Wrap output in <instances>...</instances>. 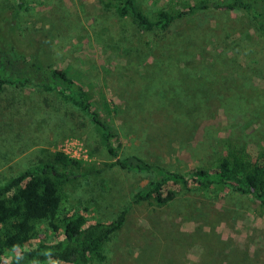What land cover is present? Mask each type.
Wrapping results in <instances>:
<instances>
[{
  "label": "rangeland",
  "instance_id": "obj_1",
  "mask_svg": "<svg viewBox=\"0 0 264 264\" xmlns=\"http://www.w3.org/2000/svg\"><path fill=\"white\" fill-rule=\"evenodd\" d=\"M135 1L150 15L195 0ZM9 2L0 0V12ZM16 26V46L28 60L64 70L85 87L120 140L119 159L137 156L186 173L213 167L227 144L264 151V34L247 15L210 11L177 21L170 35L185 40L180 49L138 34L95 0H28ZM160 110L165 119L155 118ZM69 142L81 164L58 168L69 180L57 225L77 215L88 224L112 221L154 179L108 167L116 159L94 127L55 94L31 85L0 91V185L38 160L52 161ZM36 230L27 246L3 255V264L62 238L47 222ZM93 264H264V214L228 189L182 191L165 207H131L105 261Z\"/></svg>",
  "mask_w": 264,
  "mask_h": 264
},
{
  "label": "trees",
  "instance_id": "obj_2",
  "mask_svg": "<svg viewBox=\"0 0 264 264\" xmlns=\"http://www.w3.org/2000/svg\"><path fill=\"white\" fill-rule=\"evenodd\" d=\"M95 1L99 10L110 12L115 20L135 28L138 34H156L160 36L159 45L167 42L179 49V43L184 48L185 40L170 35L172 26L199 12L245 14L264 34V0H195L184 9L163 8L150 15L143 12L135 0ZM27 4L28 0H12L0 12V91L8 86L23 88L31 85L55 94L61 102L83 113L94 127L108 154L116 159L108 167L151 173L154 179L136 192L112 221L88 224L83 216L77 215L57 225L61 188L69 180V176L59 172L58 168L79 167L81 162L60 152L53 154L50 162L38 160L30 169L0 185V264H3L5 253L27 246L36 234V226L42 222H47L54 233H61L62 238L53 244H39L33 250L24 251L7 264L102 263L106 245L125 225L131 207H165L182 191L228 189L250 197L264 214V151L250 154L243 146L227 144L213 167H194L186 173L170 171L137 156L119 159L120 140L100 119L85 87L71 79L64 70L44 66L37 59L28 60L16 46L19 42L16 25L19 17L27 11ZM115 35L116 40L123 36L120 30ZM148 45V42L144 43V46ZM121 48L125 49L124 46ZM173 51L170 47L169 52ZM103 104L110 115L112 112L106 100ZM165 113L160 110L155 118L165 119Z\"/></svg>",
  "mask_w": 264,
  "mask_h": 264
},
{
  "label": "built area",
  "instance_id": "obj_3",
  "mask_svg": "<svg viewBox=\"0 0 264 264\" xmlns=\"http://www.w3.org/2000/svg\"><path fill=\"white\" fill-rule=\"evenodd\" d=\"M77 149H74V145L72 142H69L65 148L60 152L63 153L65 156L72 160H79V156L77 155L78 153Z\"/></svg>",
  "mask_w": 264,
  "mask_h": 264
}]
</instances>
